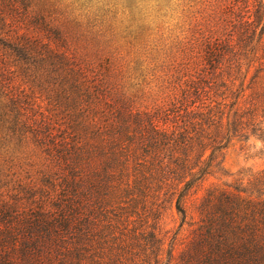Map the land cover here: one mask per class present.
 Segmentation results:
<instances>
[{"label": "trees", "instance_id": "trees-1", "mask_svg": "<svg viewBox=\"0 0 264 264\" xmlns=\"http://www.w3.org/2000/svg\"><path fill=\"white\" fill-rule=\"evenodd\" d=\"M252 136L264 0H0V264H264V169L157 230Z\"/></svg>", "mask_w": 264, "mask_h": 264}, {"label": "rangeland", "instance_id": "rangeland-1", "mask_svg": "<svg viewBox=\"0 0 264 264\" xmlns=\"http://www.w3.org/2000/svg\"><path fill=\"white\" fill-rule=\"evenodd\" d=\"M174 16L177 15L174 13ZM174 23L175 19L171 17L166 26L174 27ZM254 143L260 144V141H255L252 136L248 141L234 139L228 144L222 157L215 161L219 163L212 166L211 171L188 197L187 215L184 220L174 203L166 202L161 219L157 224V230L164 238L165 251L173 249L175 255H178L187 246L200 217L198 206L210 188L219 186L232 190H246L243 191L244 194H262L257 190L252 192L249 184L250 180L264 169V157L259 154V147H253Z\"/></svg>", "mask_w": 264, "mask_h": 264}]
</instances>
